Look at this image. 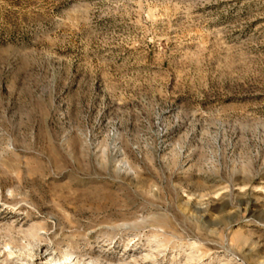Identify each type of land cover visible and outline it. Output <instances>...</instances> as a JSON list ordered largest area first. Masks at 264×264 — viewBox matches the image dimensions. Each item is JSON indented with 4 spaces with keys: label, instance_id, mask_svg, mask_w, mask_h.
I'll use <instances>...</instances> for the list:
<instances>
[{
    "label": "rangeland",
    "instance_id": "rangeland-1",
    "mask_svg": "<svg viewBox=\"0 0 264 264\" xmlns=\"http://www.w3.org/2000/svg\"><path fill=\"white\" fill-rule=\"evenodd\" d=\"M65 249L264 264V0H0V264Z\"/></svg>",
    "mask_w": 264,
    "mask_h": 264
},
{
    "label": "bare ground",
    "instance_id": "bare-ground-1",
    "mask_svg": "<svg viewBox=\"0 0 264 264\" xmlns=\"http://www.w3.org/2000/svg\"><path fill=\"white\" fill-rule=\"evenodd\" d=\"M28 233V232H27ZM28 235L30 236V238H32V239H34V238H36V233L35 232H29L28 233ZM27 235V236H28ZM31 242V241H30ZM47 248L48 247H46V250H47ZM45 250V251H46ZM66 250V249H65ZM62 251L61 253H60V256H59V258H54L52 255H51V257H50V259H49V262L51 263V264H56V262H58V261H60V260H64V261H62V262H60L59 264H66V263H69V264H80V262H81V258L79 257V256H73L72 257V255H71V252H67V250L66 251ZM72 257V258H71ZM84 262V261H83ZM90 262H91V259H89V258H87V260L83 263V264H90Z\"/></svg>",
    "mask_w": 264,
    "mask_h": 264
}]
</instances>
